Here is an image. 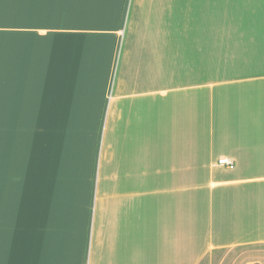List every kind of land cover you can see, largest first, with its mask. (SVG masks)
Segmentation results:
<instances>
[{"label": "crops", "instance_id": "1", "mask_svg": "<svg viewBox=\"0 0 264 264\" xmlns=\"http://www.w3.org/2000/svg\"><path fill=\"white\" fill-rule=\"evenodd\" d=\"M0 264H264V0H0Z\"/></svg>", "mask_w": 264, "mask_h": 264}, {"label": "built area", "instance_id": "2", "mask_svg": "<svg viewBox=\"0 0 264 264\" xmlns=\"http://www.w3.org/2000/svg\"><path fill=\"white\" fill-rule=\"evenodd\" d=\"M218 163L220 165H225V166H228V167H233V163L227 158V157H222L219 159Z\"/></svg>", "mask_w": 264, "mask_h": 264}]
</instances>
